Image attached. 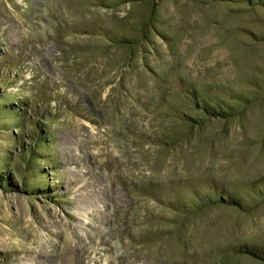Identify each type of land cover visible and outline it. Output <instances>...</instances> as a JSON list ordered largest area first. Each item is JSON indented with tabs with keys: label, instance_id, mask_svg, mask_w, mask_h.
<instances>
[{
	"label": "rangeland",
	"instance_id": "374dc122",
	"mask_svg": "<svg viewBox=\"0 0 264 264\" xmlns=\"http://www.w3.org/2000/svg\"><path fill=\"white\" fill-rule=\"evenodd\" d=\"M243 248L264 252V7L0 0V264H264Z\"/></svg>",
	"mask_w": 264,
	"mask_h": 264
},
{
	"label": "trees",
	"instance_id": "16d2710c",
	"mask_svg": "<svg viewBox=\"0 0 264 264\" xmlns=\"http://www.w3.org/2000/svg\"><path fill=\"white\" fill-rule=\"evenodd\" d=\"M131 1V0H127ZM255 1V0H250ZM257 4L264 7V0H256ZM195 99L197 96L194 93H190ZM198 109L202 111V114H204L207 117H214V118H220L224 119L229 116L227 111L223 106H220L217 103L214 102H201L200 106H198ZM234 205H239L238 200L230 201ZM240 252L250 255L251 257L264 261V252L260 250H256L255 248H243L240 250Z\"/></svg>",
	"mask_w": 264,
	"mask_h": 264
}]
</instances>
